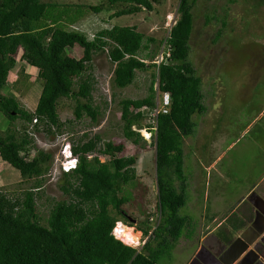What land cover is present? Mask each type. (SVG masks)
<instances>
[{
	"label": "trees",
	"instance_id": "trees-1",
	"mask_svg": "<svg viewBox=\"0 0 264 264\" xmlns=\"http://www.w3.org/2000/svg\"><path fill=\"white\" fill-rule=\"evenodd\" d=\"M197 2L179 1V18L165 41L167 52L157 64L152 54L141 58V53L149 50L154 40L135 26L104 29L89 40L80 31L67 30L83 14L80 6L49 4L43 0H0V111L12 124L18 117L27 124L36 117L48 133H60L63 124L59 121L58 104L63 98L75 100L77 120L86 115L96 122L100 112L92 104L95 80L86 73L94 54L99 52H107L116 65L113 77L116 87L130 86L137 71L155 67L153 78L158 81L160 93H169L171 97L169 112L158 115L156 130H153L161 219L140 251L114 236L119 220L112 214L115 211L123 218L127 216L123 205L131 198L123 193V185L137 178L136 156H119L124 150L123 144L109 141L100 147L101 135H84L73 146L74 153L79 155L78 168L62 175L60 189L67 199L53 205L44 225L37 212L35 190L41 189L54 155L35 146L26 130L18 136L16 129L9 126L7 135L0 138L1 160L17 169L24 180H35V184L23 197L0 192V264H160L164 254L171 252L185 234L193 233L195 225L191 216L180 215V210L187 205L189 189L184 172V139L196 133L193 116L207 111L203 81L190 60L193 11ZM107 4L119 8L112 17L154 9L151 0H107ZM88 9L99 12L103 5ZM211 20L208 17L207 23ZM221 21L226 27L225 18ZM221 33L220 29L217 39ZM75 45L83 49L79 60L65 55L66 49ZM20 49L23 50L21 59L37 68L38 77L44 81L34 113L22 109L14 95L2 93L9 72L17 65ZM148 57L150 64L146 63ZM120 104L123 134L139 144L143 140L141 129L150 131L154 127L143 125L146 114L141 111L156 105L154 80L148 96L123 99ZM96 152L109 159L88 158V154ZM231 218L227 222L237 224L234 232L243 228L242 221L231 222ZM127 224L132 226L128 221ZM151 229L152 226H147L141 230L144 237L150 235ZM219 236L225 242H230L232 237L222 230Z\"/></svg>",
	"mask_w": 264,
	"mask_h": 264
},
{
	"label": "rangeland",
	"instance_id": "rangeland-1",
	"mask_svg": "<svg viewBox=\"0 0 264 264\" xmlns=\"http://www.w3.org/2000/svg\"><path fill=\"white\" fill-rule=\"evenodd\" d=\"M49 4L80 6L83 14L69 25L67 30H77L92 40L95 34L114 26H135L146 37L153 39L149 50L141 53L154 55V63L159 64L167 52L165 41L176 20L179 18L180 0H151L153 11L143 10L134 15L112 17L119 8H111L107 0H43ZM103 5L99 12L88 9L89 6ZM111 8V9H109ZM194 30L190 41V60L202 78V91L205 114H195L196 133L184 139V172L189 179L188 202L180 210V215H189L195 228L193 233L185 234L177 246L164 254L160 264H189L202 247L217 250L215 236L224 228L209 234L229 215L231 222L241 219V211L248 212L250 204L248 192L255 188L261 191L264 184V0H198L194 8ZM212 18L210 23L207 19ZM226 27L222 26V19ZM221 37L217 39L219 30ZM23 50L17 56V65L9 72L7 85L2 93L14 95L20 107L34 113L42 92L44 81L38 77L37 68L21 59ZM66 56L81 59L83 49L75 45L68 47ZM150 64V57L147 58ZM115 64L107 52L94 54L91 74L95 80L92 92V104L98 107L99 116L94 122L88 116L77 120L74 99L63 98L58 104L59 121L63 124L60 133L50 134L44 129L36 131L34 144L39 149L53 153L54 162L49 174L42 179L38 193L37 212L41 223L46 225L50 210L57 201L67 199L60 185L62 176L57 173V159L61 158L60 149L63 138H68L73 145L79 144L84 135H101L103 142L123 144L124 150L119 156H136V180L123 185V193L128 194L130 202L123 205L129 226L140 234L139 244L128 245L115 233L121 222L127 225L115 211L112 214L119 220L114 234L124 244L142 249L150 235L142 236L139 230L155 225L151 216L158 211V189L156 181L155 147L153 128H142L143 140L134 144L123 134L121 104L123 99H140L149 95V88L154 80L156 100L160 91L155 67L137 71L134 82L120 89L113 82ZM143 125L155 126V119L144 109ZM143 113V111H142ZM16 129L18 136L23 135L28 124L18 117L12 124L0 111V138H4L9 128ZM138 130L137 126L133 127ZM139 131V130H138ZM147 131V132H145ZM152 133L150 137L149 133ZM102 161L109 158L97 153ZM0 157V192L10 197H23L34 186L35 180H24L20 172ZM261 183V184H260ZM245 197V198H244ZM249 218L243 222L247 224ZM147 225V226H146ZM228 225V224H227ZM236 237L239 232H229ZM153 227L150 232H152ZM210 248V249H209Z\"/></svg>",
	"mask_w": 264,
	"mask_h": 264
},
{
	"label": "built area",
	"instance_id": "built-area-1",
	"mask_svg": "<svg viewBox=\"0 0 264 264\" xmlns=\"http://www.w3.org/2000/svg\"><path fill=\"white\" fill-rule=\"evenodd\" d=\"M163 60V59H162ZM171 106V97L169 93H161L159 96V100L157 102L156 100V105L153 108L150 107H144L142 108L141 111L144 112V109H147L148 113L153 116L155 119V126L152 127L154 130H156V119L159 114H167L170 110ZM45 129V125L43 123H40L38 118H34L33 121L28 124V128L26 129L27 133L31 138L36 137L38 130L43 131ZM148 130V129H146ZM150 137H152V133H149ZM68 138H63V141L61 142V149H60V155L61 158H58L57 161V173L58 175H62L64 173H70L73 170H75L79 164V156L73 153V144L70 140H67ZM89 159L96 157V153L88 154L87 155ZM100 159V158H99ZM101 160V159H100ZM102 161V160H101ZM161 219V214L159 211L155 213L154 216H151L150 221L155 222V225H152L153 228H155ZM142 232V231H141ZM143 237V232L141 233ZM152 234V232H150Z\"/></svg>",
	"mask_w": 264,
	"mask_h": 264
},
{
	"label": "water",
	"instance_id": "water-1",
	"mask_svg": "<svg viewBox=\"0 0 264 264\" xmlns=\"http://www.w3.org/2000/svg\"><path fill=\"white\" fill-rule=\"evenodd\" d=\"M256 218L252 225L245 228L238 237L232 242L228 249L218 259L219 263L233 264L238 261L240 257L246 253L249 246L255 244L264 232V210L258 207L255 208ZM259 220L263 222V225L258 227ZM206 252L205 247H202L199 254L189 264H202L200 258L202 253Z\"/></svg>",
	"mask_w": 264,
	"mask_h": 264
},
{
	"label": "flooded vegetation",
	"instance_id": "flooded-vegetation-1",
	"mask_svg": "<svg viewBox=\"0 0 264 264\" xmlns=\"http://www.w3.org/2000/svg\"><path fill=\"white\" fill-rule=\"evenodd\" d=\"M249 202H252V196L249 197ZM256 207L264 210V198L257 201L255 204H253L254 213L247 227L252 225L253 222L255 221V218H256L255 208ZM258 222H259L258 227L263 225V222L261 220H259ZM237 237L238 236L231 237L230 242L224 243V245L220 246V248H218L217 250H212L210 248H209L210 250H208L207 248H205L206 252L204 251L202 253V257L200 258L201 263L202 264H224L222 262L219 263L218 259L228 249V247L232 244V242ZM247 250L248 251L244 253V255L240 257V259L234 262L233 264H264V232L261 234L260 239L252 246H249Z\"/></svg>",
	"mask_w": 264,
	"mask_h": 264
},
{
	"label": "crops",
	"instance_id": "crops-1",
	"mask_svg": "<svg viewBox=\"0 0 264 264\" xmlns=\"http://www.w3.org/2000/svg\"><path fill=\"white\" fill-rule=\"evenodd\" d=\"M7 165H8V164H7ZM260 184H261V183H260ZM253 190H255V188L251 189V190L248 192V194H247V195H249V196L247 197L248 201H249V197L252 196V202H248V203L250 204V209L248 208V212H245V211L243 212V211H241L240 214H239V216L241 217V219H244V221H246V219L249 218L250 215H251V218H252L253 213H254V211H253V204H255L257 201H259V200H261V199L264 198V184H263V186H262V188H261V191H259L258 193H256V191H253ZM244 198H245V197H244ZM228 218H229V215H227V216L221 221V223H219L217 226H215L214 228H212V229L210 230L209 234L214 233L215 231L221 229L222 227H224V228L227 227L228 231L233 232V228H234V226L237 225V224L234 223V222H233V223H229V222H227ZM241 219L238 218V220H241ZM249 222H250V220H249ZM249 222H248L246 225L244 224L243 228L240 229L239 231L242 232V231L244 230V228L247 227V225L249 224ZM227 224H228V225H227ZM224 228L222 229V231L226 232V230H225ZM239 231H237V232H239ZM220 232H221V231H220ZM241 232H240V233H241ZM240 233H238V235H239ZM238 235H236V236H238ZM215 241H216V244L219 245V247H220V246H223L224 243H226L225 241H223V240L220 238L219 234H218V236H217V235L215 236Z\"/></svg>",
	"mask_w": 264,
	"mask_h": 264
},
{
	"label": "bare ground",
	"instance_id": "bare-ground-1",
	"mask_svg": "<svg viewBox=\"0 0 264 264\" xmlns=\"http://www.w3.org/2000/svg\"><path fill=\"white\" fill-rule=\"evenodd\" d=\"M115 233L117 234L119 239H121L124 243L128 245L136 246L139 244L140 234L135 233L133 228L124 225L121 222L117 225Z\"/></svg>",
	"mask_w": 264,
	"mask_h": 264
},
{
	"label": "clouds",
	"instance_id": "clouds-1",
	"mask_svg": "<svg viewBox=\"0 0 264 264\" xmlns=\"http://www.w3.org/2000/svg\"><path fill=\"white\" fill-rule=\"evenodd\" d=\"M146 129H147V128H146ZM148 133H149V132H148ZM73 153H74V151H73ZM74 154H75V153H74ZM78 156H79V155H78ZM78 165H79V164H78ZM77 168H78V166H77ZM77 168H76V169H77ZM76 169H75V170H76ZM73 171H74V170H73ZM62 175H63V174H62ZM62 175H61V176H62ZM114 229H115V228H114ZM139 231L141 232V230H139ZM141 233H142V232H141ZM113 234H114V230H113ZM114 236H115V234H114ZM143 236H144V235H143Z\"/></svg>",
	"mask_w": 264,
	"mask_h": 264
}]
</instances>
